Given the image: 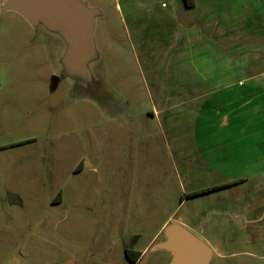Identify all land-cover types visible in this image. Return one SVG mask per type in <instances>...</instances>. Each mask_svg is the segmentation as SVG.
I'll list each match as a JSON object with an SVG mask.
<instances>
[{
    "label": "rangeland",
    "instance_id": "374dc122",
    "mask_svg": "<svg viewBox=\"0 0 264 264\" xmlns=\"http://www.w3.org/2000/svg\"><path fill=\"white\" fill-rule=\"evenodd\" d=\"M7 1L0 0V264H131L127 250L142 252L141 264H170L172 254L156 248L165 223L182 219L206 242L216 230L240 232L243 220L235 219L264 208V131L239 143L232 134L226 143L225 132L208 160L178 161L176 144L149 118L148 91L172 83L154 81L115 11L106 13L110 0H82L107 14L96 19L91 77L68 74L59 32L2 11ZM261 1L263 15L240 17L241 77H253L247 88L264 82L256 79L264 72ZM82 161H98L100 171L77 173ZM218 181L235 185L190 195Z\"/></svg>",
    "mask_w": 264,
    "mask_h": 264
},
{
    "label": "crops",
    "instance_id": "0c3cea01",
    "mask_svg": "<svg viewBox=\"0 0 264 264\" xmlns=\"http://www.w3.org/2000/svg\"><path fill=\"white\" fill-rule=\"evenodd\" d=\"M195 2L194 7H187L184 0H110L106 11L107 14L115 11L136 56L153 65L150 73L153 72L154 81L161 77L172 83L148 91L151 98L149 118L160 124L170 143L176 144L174 153L181 162L199 158L208 160L210 144L223 143L225 132L228 133L226 143L231 141L230 134L239 143L240 136L256 142L257 133L263 135L264 131V82L259 87H246V81L253 77H241L246 63L239 56L245 43V26L242 27L240 17L263 15L262 1ZM182 9L186 11L189 26L178 17ZM100 13L107 17L105 12ZM263 78L264 72L256 77ZM237 79L238 83L234 81ZM199 80L206 87L200 88ZM220 128V134H216ZM200 143L209 144L204 147L206 151L198 150ZM127 158L135 160L132 154ZM82 163L85 165H79L80 171H100L98 161L95 166ZM132 166L127 163L125 169L128 171ZM212 171L206 169L208 173ZM230 183L232 181L214 182L191 194ZM176 223L185 225L182 219ZM169 225L163 226L164 233ZM140 263L141 259L136 264Z\"/></svg>",
    "mask_w": 264,
    "mask_h": 264
},
{
    "label": "water",
    "instance_id": "95a60500",
    "mask_svg": "<svg viewBox=\"0 0 264 264\" xmlns=\"http://www.w3.org/2000/svg\"><path fill=\"white\" fill-rule=\"evenodd\" d=\"M1 10L15 11L32 25L42 23L48 30L59 32L67 45L64 55L67 73L92 76L88 66L95 52L94 29L96 19L102 16L99 10L88 8L82 0H9ZM178 17L189 26L185 9ZM8 201L11 205L17 203L12 195ZM156 248L172 254L170 264H210L212 260L211 248L178 223L166 228L165 241Z\"/></svg>",
    "mask_w": 264,
    "mask_h": 264
},
{
    "label": "flooded vegetation",
    "instance_id": "af4514ba",
    "mask_svg": "<svg viewBox=\"0 0 264 264\" xmlns=\"http://www.w3.org/2000/svg\"><path fill=\"white\" fill-rule=\"evenodd\" d=\"M88 90L93 89L88 88ZM75 171L80 173V167L78 166ZM232 185L235 184L224 188ZM239 219L243 220L240 232L216 230L213 234L206 236L205 243L212 250L210 264H264V208H255L252 211L249 209L247 213L241 214L235 220ZM199 231L206 232L204 229Z\"/></svg>",
    "mask_w": 264,
    "mask_h": 264
},
{
    "label": "trees",
    "instance_id": "16d2710c",
    "mask_svg": "<svg viewBox=\"0 0 264 264\" xmlns=\"http://www.w3.org/2000/svg\"><path fill=\"white\" fill-rule=\"evenodd\" d=\"M184 1H185V4H186L187 7H194L195 4H196L195 0H184ZM230 184H233V183H230ZM230 184H226V185H222V186L213 187V188H209V189H206V190L198 191V192L192 193L190 195L191 196H200V195H203V194H207V193L213 192V191L218 190L220 188H224L226 186H230ZM125 254H126V258L128 259V261L131 264L138 263V261L142 258V253L131 251V250H127L125 252Z\"/></svg>",
    "mask_w": 264,
    "mask_h": 264
}]
</instances>
